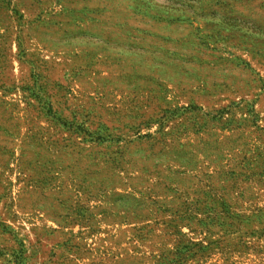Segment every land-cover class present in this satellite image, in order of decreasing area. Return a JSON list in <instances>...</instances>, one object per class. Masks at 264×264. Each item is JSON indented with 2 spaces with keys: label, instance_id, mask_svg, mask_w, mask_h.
Returning <instances> with one entry per match:
<instances>
[{
  "label": "rangeland",
  "instance_id": "rangeland-1",
  "mask_svg": "<svg viewBox=\"0 0 264 264\" xmlns=\"http://www.w3.org/2000/svg\"><path fill=\"white\" fill-rule=\"evenodd\" d=\"M0 264H264V0H0Z\"/></svg>",
  "mask_w": 264,
  "mask_h": 264
}]
</instances>
